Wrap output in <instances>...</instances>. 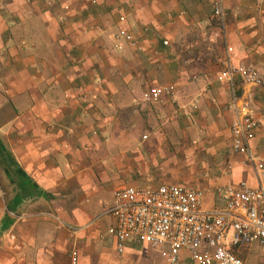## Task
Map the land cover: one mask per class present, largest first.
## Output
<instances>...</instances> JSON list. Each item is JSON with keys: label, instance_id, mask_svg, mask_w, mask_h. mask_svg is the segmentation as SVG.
<instances>
[{"label": "crops", "instance_id": "crops-1", "mask_svg": "<svg viewBox=\"0 0 264 264\" xmlns=\"http://www.w3.org/2000/svg\"><path fill=\"white\" fill-rule=\"evenodd\" d=\"M214 1L0 0V264H161L167 247L134 237L116 251V190L182 178L212 209L258 185L230 126L247 103L264 163V98L222 73L264 76V0H225L222 27ZM123 33L136 45L116 50ZM157 86L173 92L145 102Z\"/></svg>", "mask_w": 264, "mask_h": 264}, {"label": "built area", "instance_id": "built-area-1", "mask_svg": "<svg viewBox=\"0 0 264 264\" xmlns=\"http://www.w3.org/2000/svg\"><path fill=\"white\" fill-rule=\"evenodd\" d=\"M44 1L50 4V0ZM224 1L213 3V16L221 27ZM114 38L116 50L122 49L121 40L136 45L124 33ZM222 74L229 80L239 76L259 88L264 98V76L253 68L230 64ZM172 92L171 86L149 88L145 102L156 103ZM234 108L239 110L230 126L231 152L243 157L242 164L254 171L258 185L251 187L245 181L224 185L218 189L223 207L212 209L204 207L202 190L183 185L120 188L113 195L112 205L105 209V214L114 220L107 234L114 238L118 253L134 237L153 248L167 247L165 262L161 264H250L237 252L254 243L264 247V163L250 148L259 122L247 103ZM71 264H76L75 255Z\"/></svg>", "mask_w": 264, "mask_h": 264}, {"label": "rangeland", "instance_id": "rangeland-1", "mask_svg": "<svg viewBox=\"0 0 264 264\" xmlns=\"http://www.w3.org/2000/svg\"><path fill=\"white\" fill-rule=\"evenodd\" d=\"M181 157H183L182 155H181ZM184 158V157H183ZM185 169V168H184ZM183 169V170H184ZM182 170V171H183ZM159 173V172H158ZM178 175L181 177V176H183V173H178ZM164 176L165 175H162V176H160L159 177V181H162V179H164ZM166 177H168V175H166ZM166 181H168V180H166ZM178 182H179V184H181V185H185V186H188V187H191L192 185L191 184H189V183H186V181L185 180H183L182 178H178ZM150 183H146V184H142V186L143 187H148V186H150L149 185ZM247 252V254L244 256L245 258H246V261L248 262V263H250V264H257V258L259 257V256H263L264 255V247H261L260 245H258L257 243H254V244H252L251 246H250V248H249V250L248 251H245L244 252V254Z\"/></svg>", "mask_w": 264, "mask_h": 264}]
</instances>
